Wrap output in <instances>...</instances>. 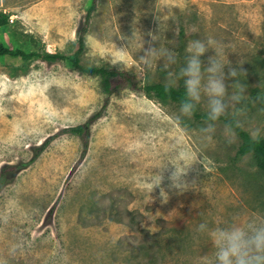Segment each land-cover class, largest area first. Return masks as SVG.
<instances>
[{
	"label": "rangeland",
	"instance_id": "374dc122",
	"mask_svg": "<svg viewBox=\"0 0 264 264\" xmlns=\"http://www.w3.org/2000/svg\"><path fill=\"white\" fill-rule=\"evenodd\" d=\"M0 11V42L70 54L84 35L83 64L187 84L201 112L264 137V0H0ZM102 102L100 80L68 61L0 59V170L48 141L0 192V264H136L142 238L145 264H264V173L238 154L236 129L124 90L85 152L62 130Z\"/></svg>",
	"mask_w": 264,
	"mask_h": 264
},
{
	"label": "trees",
	"instance_id": "16d2710c",
	"mask_svg": "<svg viewBox=\"0 0 264 264\" xmlns=\"http://www.w3.org/2000/svg\"><path fill=\"white\" fill-rule=\"evenodd\" d=\"M10 21L9 16L0 11V25L6 24ZM183 25H184V21ZM84 35H81L80 48L74 53H62L58 51H44L42 53L36 51H27L21 47H14L0 42V59L5 56L21 57L24 60H30L35 56H41L48 62H54L58 60L68 61L71 66L78 72L97 77L100 80L101 93H102V108L96 111L89 119L76 126L64 128L62 133H76L82 136L84 151L86 152L90 145L91 140V127L93 123L103 115V110L110 104L112 97L124 90L145 91L147 94L155 96L162 100H172L180 105L189 108L194 116L199 119L215 122L221 119L228 123L230 126L236 129L239 137L241 138V144L238 150L239 155L253 154L254 160L260 170L264 173V137H255L250 131L244 128L237 122L236 117L229 118L225 114L215 115L208 112H201L197 106L193 97L192 90L187 84L175 86L163 82H144V80L133 69L123 68L118 65L112 64H100V65H86L81 62L80 51L84 46ZM48 141L42 143L36 151L35 156L29 162H8L1 166L0 170V192L10 184L15 177L25 168H27L35 159H37L47 148ZM54 208L51 209L52 215ZM130 226V225H128ZM135 231V230H134ZM140 236L146 231L140 228ZM151 233V232H150ZM154 238H158V235H152ZM140 248L146 249L147 255H141L138 257L136 264H145L146 262L152 263L153 260L147 256L150 255V246L145 238L140 239ZM126 250H133L128 248ZM127 264L132 263L131 257Z\"/></svg>",
	"mask_w": 264,
	"mask_h": 264
}]
</instances>
